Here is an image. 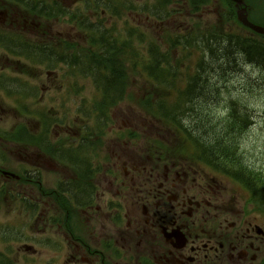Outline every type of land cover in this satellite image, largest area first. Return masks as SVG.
<instances>
[{
  "label": "flooded vegetation",
  "instance_id": "af4514ba",
  "mask_svg": "<svg viewBox=\"0 0 264 264\" xmlns=\"http://www.w3.org/2000/svg\"><path fill=\"white\" fill-rule=\"evenodd\" d=\"M40 1L42 20L46 11L67 4L62 0L50 5ZM245 1L250 17L264 12V0ZM101 3L108 4L107 0ZM14 19L18 13L12 0H0V33H11ZM71 140L86 151L92 148L90 133L83 137L82 130H77ZM118 158L124 175L114 195L103 190L112 189L118 177L112 180L104 175L98 181L90 174L82 186L78 176L73 177L75 192L70 198L75 207L74 231L83 235L75 233L79 238L74 234L70 238L64 234L70 248L57 264H264V239L258 236L257 225L242 216L236 217L238 222L229 223L227 215L238 214L232 206H215L220 212L212 214L214 202L207 200V191L194 195L192 190L198 187L188 188L189 170L174 163L162 168L157 165L162 173L154 179V168L147 167L150 160L142 163V159L126 156L123 148ZM131 172L136 175L131 176ZM40 196L44 206L45 194Z\"/></svg>",
  "mask_w": 264,
  "mask_h": 264
},
{
  "label": "rangeland",
  "instance_id": "374dc122",
  "mask_svg": "<svg viewBox=\"0 0 264 264\" xmlns=\"http://www.w3.org/2000/svg\"><path fill=\"white\" fill-rule=\"evenodd\" d=\"M174 8L175 7L173 6H167L166 9L162 12H172ZM210 11V8H206L205 17H203L204 25H206V28V21L216 22L214 20H211V18L213 17L207 16ZM195 23H197V21H195ZM171 27L173 28V25H171ZM189 27L192 26L189 25ZM145 28L146 29H142V32L147 33L148 38L153 39L154 41L160 40L164 43V45L162 43H160V45L162 44L166 47L165 38L167 35H165L164 33H160V28H149L148 24H146ZM177 29L178 28H175L173 33H177ZM63 34L68 35V37L70 38L75 37L74 33ZM144 49L140 48V51H144ZM217 50L218 53L216 54V56L226 57L225 59L229 60L230 54L226 53L225 48L223 50V47H220ZM165 52L166 50H163V53ZM177 57L178 56H176V59ZM83 58H89V64L91 65H93V62L101 61L103 59L97 54L84 56ZM205 65L206 69L211 68L207 74H210L213 70H215V73L211 76L210 81V86L211 89L215 91V96L208 98V100H210L211 102L208 104V108H205L201 103L204 100L192 105V109L195 110L192 117L194 118L195 116V119H187V125L189 126L191 124L195 128L201 131H205L210 127V124L208 122H205L203 119L210 117L215 121H220L222 118H225L224 109L226 108L228 102L231 101L230 99L233 98L237 101H240L241 105L238 106V108L248 109L253 116V124L246 130L244 136L240 139L241 157L245 161L250 162L251 165L256 164L258 168L264 173V74L250 67L247 69L240 68L243 65L242 59H239L236 67H233L237 68V73H233L232 67H225L224 69H222V66H226L225 64H223V62L216 65V63H213L212 61L206 60ZM10 76L14 77V75L12 74ZM70 78L71 75L69 78H65V80L70 81ZM39 81L44 82L42 91L45 93V95L43 103L40 106L32 107L30 105V110L34 112L36 109H45L47 111L52 108V99H57L56 89L62 82H60V80H56L53 77L47 78L46 75L43 76ZM29 82L33 84H31V86H34V84H36L32 80H29ZM80 84L83 85L80 95H77V97L71 96V98H69L70 101L65 102V109L67 111H63V113H66L68 118H70V115L72 113L84 108L83 103L85 99H88V101L92 99V106H94V102L97 96L95 88H93V86H91V83L88 81H82ZM63 92L65 94H68V88L64 89ZM141 94L144 95L145 92L142 91ZM252 94L254 95L253 98H251ZM137 98L142 99V96L139 95ZM89 106L91 105L89 104ZM83 111H85V109ZM110 115L113 116L114 120V125L109 126L110 128H121L127 125H131L135 128L142 129V133L151 136L150 138H152V144L153 142L161 143V140H164L165 142H169L170 140L171 135H169V128L160 120L147 115L146 111L143 112L141 108L134 103H122L119 106L113 108ZM23 123L29 125L31 124V126H34L36 124V121L33 117H31L30 119L22 117L21 113H19L17 109L14 108L13 100L9 101L0 98V133L9 132L15 126L21 125ZM33 130L36 129L34 128ZM62 130L63 129L59 128L52 131L50 139L51 142H55L56 140L60 139L66 140L67 135H65V133H67L69 129H64L63 131ZM113 133L118 134L116 131ZM144 148L145 146H143V142L137 141L136 143L132 144L130 148H127L129 150L125 151V155L128 156L130 154V156L135 155L136 157L139 153L144 154ZM103 154L104 153H102V155ZM5 157L8 161L12 162L11 169L15 172L21 171L23 167H30L28 164H31V162L35 164L34 160H30L28 163L25 158L18 154V151L15 149V147L11 146L7 149V155H5ZM160 158L162 157L160 156ZM22 160L25 162L23 163ZM49 162L50 161L44 164L45 168H41L42 171H45L44 176L46 181H51L52 185L56 181H64L66 179V175L63 172L49 171L51 169V162ZM112 163L113 161H111L109 164ZM162 167L163 163L161 164V168ZM161 168L157 170L156 165L154 166V171L152 170L153 175H151L154 179L158 174L162 173ZM120 173H122V171ZM131 175H133V173H131ZM195 176L197 177L196 182L193 183L194 177H190V182L187 184L188 188H193V186L198 187L197 189L192 190V192L197 193L199 190H204L207 180H209L210 182L215 181V189L213 191V195H223V199L226 202L231 200L235 202L237 207L239 208L244 205V201L241 199L243 196V190L236 182L230 181L227 178L221 176H217L207 168H201L200 173L198 171H195ZM204 178L206 179V181ZM117 183L118 182H116V184ZM44 186L47 187V184H44ZM116 189H118L117 185H115L114 189H108L104 191L114 192L116 191ZM23 192L25 193V196H32L29 195L30 193L27 189H24ZM9 205L13 206L6 207L4 203H0V224H11L9 226L11 229L16 228L15 224H18L19 226L17 227L19 228H22L21 223L25 224L27 227L23 228L24 232H27L29 238L33 239L32 241H30V243L27 242L29 241L27 240L13 244V259L17 261L18 264H23L24 262L26 264H48L55 259H58L61 255L62 257L66 255V253L63 255L66 250H64L63 252H57L54 246H48L47 248L42 246L41 241H43L45 237L53 242L61 241L62 243H65L62 234H60V232L56 228L49 229L50 231H45L47 236L42 237L41 227L38 225L37 219L32 217H29L28 219L27 215H25V213L23 214L24 211L22 212V210L17 207V205L20 204L14 205L12 202H10ZM257 217L259 218L258 221L264 226V216L258 215ZM14 235H16V233ZM27 244L28 246H31L32 250H34L35 252L26 251L25 247Z\"/></svg>",
  "mask_w": 264,
  "mask_h": 264
},
{
  "label": "trees",
  "instance_id": "16d2710c",
  "mask_svg": "<svg viewBox=\"0 0 264 264\" xmlns=\"http://www.w3.org/2000/svg\"><path fill=\"white\" fill-rule=\"evenodd\" d=\"M143 37V36H142ZM171 38V36H170ZM142 40V39H141ZM106 46L105 61L109 66V75L103 83L104 94L107 99L100 104V111H107V106L122 100L125 94V87L120 85L121 79L126 75L137 74L136 54L129 53L128 49L133 48V42L129 39L124 42L110 37L104 40ZM167 42L170 47L167 53L161 52L158 45L152 43L148 54L142 57L141 78L147 84L148 101L143 105L146 110L160 119L168 127L174 129L180 136L177 143L181 147L177 150L189 161L204 163L220 174L239 182L252 195L251 202L261 206L264 210V175L257 167L250 165L241 157L239 138L250 124V112L248 109L241 111L236 104L228 109L225 118L215 121L210 117L203 119L210 124V127L201 131L194 126L187 125L186 119H195L189 116L192 103L204 100L209 101L212 96L210 86V75L206 69L205 61L236 67L239 58H245L251 64L258 65L264 69V45L258 41L248 38L228 39V46L224 43L226 53L230 54L229 60L226 57L214 56L209 59L201 48L198 52L181 49L177 40L170 39ZM193 39L187 43L190 44ZM120 45L125 46L122 50ZM196 47V46H195ZM195 49V48H194ZM182 51L183 55L176 59L174 52ZM207 51L210 50L207 48ZM213 52V51H212ZM214 53V52H213ZM218 53V50L215 54ZM32 57V56H31ZM197 58L196 70L190 73L184 64L185 59ZM223 67V66H222ZM177 96V100L175 98ZM254 95H251L253 98ZM152 102V99H156ZM194 98H198L195 99ZM190 106V107H187ZM208 108V106H204ZM195 112V110H193ZM192 117V118H191ZM188 145V148H186ZM188 153V154H187Z\"/></svg>",
  "mask_w": 264,
  "mask_h": 264
}]
</instances>
